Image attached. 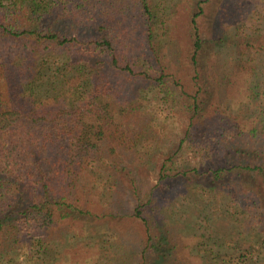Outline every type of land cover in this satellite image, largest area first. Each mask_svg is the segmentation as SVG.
<instances>
[{"label": "trees", "instance_id": "1", "mask_svg": "<svg viewBox=\"0 0 264 264\" xmlns=\"http://www.w3.org/2000/svg\"><path fill=\"white\" fill-rule=\"evenodd\" d=\"M166 2L0 0V264H264V0Z\"/></svg>", "mask_w": 264, "mask_h": 264}, {"label": "rangeland", "instance_id": "2", "mask_svg": "<svg viewBox=\"0 0 264 264\" xmlns=\"http://www.w3.org/2000/svg\"><path fill=\"white\" fill-rule=\"evenodd\" d=\"M167 1L166 3L168 4L172 0H164V2ZM227 21V20H226ZM225 21V22H226ZM242 25V23H241ZM252 25H254L252 23ZM255 26V25H254ZM244 27V26H243ZM251 24H248L246 27V30L251 33L256 34L257 26L252 27ZM232 30V29H231ZM156 90H153L150 92V101H151V106L150 109L152 113L155 116L156 122L163 127V129H172L171 133L173 137L180 138L182 135L181 132H183V126H181L182 123L181 119L177 116H175L172 112H170L165 105L162 103L160 96H156L155 94ZM181 134V135H179ZM224 227V226H223ZM67 264V263H66Z\"/></svg>", "mask_w": 264, "mask_h": 264}]
</instances>
